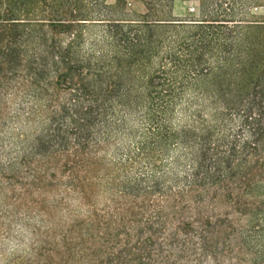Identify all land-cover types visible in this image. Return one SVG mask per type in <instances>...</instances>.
I'll return each mask as SVG.
<instances>
[{"label": "rangeland", "instance_id": "obj_1", "mask_svg": "<svg viewBox=\"0 0 264 264\" xmlns=\"http://www.w3.org/2000/svg\"><path fill=\"white\" fill-rule=\"evenodd\" d=\"M74 1L100 19L147 6L152 19H209L216 39L203 59L231 62L223 86L240 102L220 115L227 104L191 93L171 128L187 123L192 141L163 148L128 116L105 139L85 135L77 113L63 117L72 96L54 82L0 98V264H264V0ZM105 23L84 29L76 59L111 51ZM196 29L160 27L159 55L188 48ZM248 106L262 129L244 120Z\"/></svg>", "mask_w": 264, "mask_h": 264}, {"label": "trees", "instance_id": "obj_2", "mask_svg": "<svg viewBox=\"0 0 264 264\" xmlns=\"http://www.w3.org/2000/svg\"><path fill=\"white\" fill-rule=\"evenodd\" d=\"M71 3L77 1L0 0V98L20 89L39 90L40 83L54 82L72 96L63 117L76 120L72 116L77 113L85 135L105 139L119 122L122 131L128 116L148 126V136L163 148L168 141H192L187 123L178 131L171 128L177 111L188 114L193 103L191 93L209 99L215 106L227 104L215 109L220 115L239 104V99L231 102L223 86L227 80L230 83L225 69L231 62L217 59L216 65H209L203 59L205 48L216 39L214 30H205L214 27L209 19L194 23L152 19L148 6L146 14L134 19H100L79 5L71 7ZM105 21L103 40L111 51L100 53L98 59H76L84 29ZM160 27L197 28L198 39H190L188 48L177 52L171 49L160 56L156 41L162 35ZM67 33L71 35L65 42L63 35ZM154 59L161 60L154 63ZM240 72L236 74L241 88L238 91L247 88L241 85L244 80ZM251 79L250 75V90L256 85ZM251 107L244 120L262 129V113L251 117L255 113ZM120 113L124 116L119 117ZM90 124L92 129H88Z\"/></svg>", "mask_w": 264, "mask_h": 264}, {"label": "crops", "instance_id": "obj_3", "mask_svg": "<svg viewBox=\"0 0 264 264\" xmlns=\"http://www.w3.org/2000/svg\"><path fill=\"white\" fill-rule=\"evenodd\" d=\"M175 1H177V0H174V2H175ZM186 1L188 2V5H189L191 2H194V1H196V0H186ZM186 1H185V2H186Z\"/></svg>", "mask_w": 264, "mask_h": 264}, {"label": "built area", "instance_id": "obj_4", "mask_svg": "<svg viewBox=\"0 0 264 264\" xmlns=\"http://www.w3.org/2000/svg\"><path fill=\"white\" fill-rule=\"evenodd\" d=\"M191 10H193V8H190Z\"/></svg>", "mask_w": 264, "mask_h": 264}]
</instances>
